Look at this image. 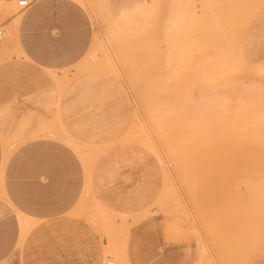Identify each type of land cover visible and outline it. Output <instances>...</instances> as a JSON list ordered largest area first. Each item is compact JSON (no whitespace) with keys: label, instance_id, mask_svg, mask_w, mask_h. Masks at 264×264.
I'll return each instance as SVG.
<instances>
[{"label":"rangeland","instance_id":"1","mask_svg":"<svg viewBox=\"0 0 264 264\" xmlns=\"http://www.w3.org/2000/svg\"><path fill=\"white\" fill-rule=\"evenodd\" d=\"M71 1L91 43L64 69L34 71L0 16L25 94L0 97V165L38 139L92 162L68 216L97 264H264V0Z\"/></svg>","mask_w":264,"mask_h":264},{"label":"crops","instance_id":"2","mask_svg":"<svg viewBox=\"0 0 264 264\" xmlns=\"http://www.w3.org/2000/svg\"><path fill=\"white\" fill-rule=\"evenodd\" d=\"M10 2L0 0L3 25L18 35L34 71L64 69L84 59L91 30L77 4L33 0L18 19ZM17 64L15 57L0 56V97L25 95L18 93ZM96 190V167L90 162L88 169V161L83 165L60 143L38 139L18 147L0 165V264H97L96 237L88 223L68 216ZM66 225L74 226L68 238ZM153 256L149 251L142 260L134 256L132 263L143 264L146 257L151 264L175 263L171 252L155 261Z\"/></svg>","mask_w":264,"mask_h":264},{"label":"built area","instance_id":"3","mask_svg":"<svg viewBox=\"0 0 264 264\" xmlns=\"http://www.w3.org/2000/svg\"><path fill=\"white\" fill-rule=\"evenodd\" d=\"M30 1L28 0H18L17 5L21 8V9H25L30 5ZM2 38V30L0 29V40Z\"/></svg>","mask_w":264,"mask_h":264},{"label":"bare ground","instance_id":"4","mask_svg":"<svg viewBox=\"0 0 264 264\" xmlns=\"http://www.w3.org/2000/svg\"><path fill=\"white\" fill-rule=\"evenodd\" d=\"M111 65V64H110ZM263 111V110H262ZM257 115V114H256ZM263 115H264V113H263ZM255 116V115H254ZM261 117H262V115H261ZM264 117V116H263ZM257 118V117H256ZM260 118V117H259ZM258 118V120L256 119V121H259V120H262V119H259ZM253 119L255 120V117H253ZM264 121V120H263ZM263 121H262V124H263Z\"/></svg>","mask_w":264,"mask_h":264}]
</instances>
